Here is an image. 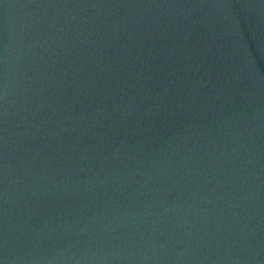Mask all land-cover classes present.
Instances as JSON below:
<instances>
[{"label": "water", "instance_id": "95a60500", "mask_svg": "<svg viewBox=\"0 0 264 264\" xmlns=\"http://www.w3.org/2000/svg\"><path fill=\"white\" fill-rule=\"evenodd\" d=\"M0 264H264V0H0Z\"/></svg>", "mask_w": 264, "mask_h": 264}]
</instances>
